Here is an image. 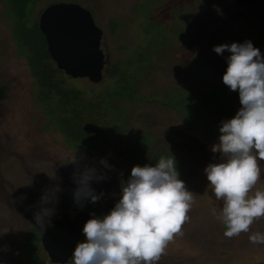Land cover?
Segmentation results:
<instances>
[{
  "label": "rangeland",
  "instance_id": "rangeland-1",
  "mask_svg": "<svg viewBox=\"0 0 264 264\" xmlns=\"http://www.w3.org/2000/svg\"><path fill=\"white\" fill-rule=\"evenodd\" d=\"M58 2L83 7L102 31V79L69 81L86 92V101L101 103L102 96L100 115L85 112L84 126L110 113L84 143L49 121L27 61L17 53L12 12L0 0V264H31L33 258L32 264H51L41 243L37 253L24 244L27 231L38 227L34 217L47 189H61L58 202L47 205L55 209L52 225L58 213L86 211L75 205L73 176L95 167L106 178L91 187L103 196L83 203L97 205L102 217L118 202L121 180L130 178L134 166H155L157 157L171 155L194 203L182 234L158 264H264V244L249 240L253 232L264 233V217L249 232L226 237L225 225L213 215L223 202L204 171L221 162L211 150L219 143L221 122L241 108L238 91L222 79L231 53L218 55L214 46L251 41L264 56V0H37L34 18ZM129 85L125 98L122 89ZM84 104H77L78 112ZM74 156L78 164L70 162ZM102 159L112 167L105 168ZM260 165L264 170V160ZM256 188L264 190V171ZM66 264H73L72 256Z\"/></svg>",
  "mask_w": 264,
  "mask_h": 264
},
{
  "label": "clouds",
  "instance_id": "clouds-1",
  "mask_svg": "<svg viewBox=\"0 0 264 264\" xmlns=\"http://www.w3.org/2000/svg\"><path fill=\"white\" fill-rule=\"evenodd\" d=\"M213 50L218 55L231 53L222 79L230 90L238 91L241 104L233 118L221 122L219 143L211 149L220 153L221 162L204 169L215 198L223 202L213 215L225 225L224 235L233 238L249 232L264 217V190L256 188L264 171L260 165L264 160V56L251 41L221 44ZM70 162L79 160L74 156ZM100 163L112 167L106 159ZM105 178L88 166L74 174L77 205L83 207L85 200L98 202L103 193L96 194L91 182ZM120 186V198L111 211L102 217L93 214L85 223L86 239L75 247L73 264H158L168 245L182 234L194 195L179 179L172 155L162 156L155 166H134ZM60 191L57 185L41 196L34 219L42 231L51 226L55 209L47 205L58 202ZM249 240L264 244V233L253 232Z\"/></svg>",
  "mask_w": 264,
  "mask_h": 264
},
{
  "label": "water",
  "instance_id": "water-1",
  "mask_svg": "<svg viewBox=\"0 0 264 264\" xmlns=\"http://www.w3.org/2000/svg\"><path fill=\"white\" fill-rule=\"evenodd\" d=\"M38 28L46 49L58 70L71 78L102 79L105 57L100 49L102 31L92 15L74 3H55L40 14ZM92 218L86 211L53 217L52 225L41 234L40 243L51 264H66L77 244L85 238L83 227Z\"/></svg>",
  "mask_w": 264,
  "mask_h": 264
},
{
  "label": "trees",
  "instance_id": "trees-1",
  "mask_svg": "<svg viewBox=\"0 0 264 264\" xmlns=\"http://www.w3.org/2000/svg\"><path fill=\"white\" fill-rule=\"evenodd\" d=\"M36 1L37 0H7L9 11L12 12L10 22L13 41L16 43L18 49L17 53L22 55L27 61L31 75L35 79V84L37 85L36 98H38V102L44 110L48 108V111L45 112L49 117V121L54 123L58 130L63 132L67 138L72 137L75 138L77 142L84 143L89 138L86 133L88 134L90 130H95L100 127V122L104 121L101 116H106L110 112H106V110L103 109L107 114L102 112V115L99 116L100 118H90L92 122L90 126L91 129L88 126H84V124L87 125L84 122L85 118L83 116L85 112L87 113L88 111L91 112V114L99 113L100 115V109H102L101 106L103 104L102 96L101 103H96L92 100L86 101L84 97H81V93L85 91L72 86L69 82L73 81L72 78L65 75L63 71L57 69L47 52L44 36L38 28V20L34 18L33 15ZM109 76L112 78L114 74L112 75L111 73ZM122 91L123 97L126 98V96H128L127 94L131 92L130 85L125 89L123 87ZM91 93L93 94L94 92ZM133 93H135V91L131 94ZM80 101L85 103L83 106L85 107V111L83 112L77 111V104ZM91 143L92 142H89V144ZM161 157H157L155 160L158 162ZM140 166L143 167L145 165L142 164ZM75 205H77L76 202ZM83 208L92 215V218V213L96 214L95 216L98 217L97 205H90L85 202L83 203ZM42 232L39 226L28 230L24 239L25 248H30L33 253H37ZM31 261L34 262L36 259L33 258ZM31 261L30 263L32 264Z\"/></svg>",
  "mask_w": 264,
  "mask_h": 264
},
{
  "label": "flooded vegetation",
  "instance_id": "flooded-vegetation-1",
  "mask_svg": "<svg viewBox=\"0 0 264 264\" xmlns=\"http://www.w3.org/2000/svg\"><path fill=\"white\" fill-rule=\"evenodd\" d=\"M58 3H59V2H58ZM54 4H55V3H54ZM75 214H76V213H75ZM75 214H74V215H75ZM46 228H47V227H46ZM46 228H45V229H46ZM45 229H44V230H45ZM43 232H44V231H43ZM43 232H42V233H43Z\"/></svg>",
  "mask_w": 264,
  "mask_h": 264
}]
</instances>
